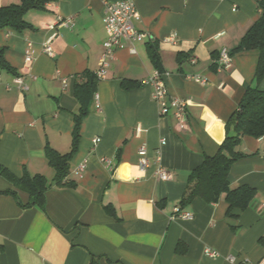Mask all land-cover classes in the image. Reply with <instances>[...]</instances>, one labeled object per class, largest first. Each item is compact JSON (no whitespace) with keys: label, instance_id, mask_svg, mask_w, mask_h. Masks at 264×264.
Instances as JSON below:
<instances>
[{"label":"crops","instance_id":"crops-1","mask_svg":"<svg viewBox=\"0 0 264 264\" xmlns=\"http://www.w3.org/2000/svg\"><path fill=\"white\" fill-rule=\"evenodd\" d=\"M22 1L0 0V7ZM134 1L144 38L134 49L117 47L103 77L97 72L108 37L105 0H49L26 13L28 28L0 30L11 67L0 69V163L51 184L45 210L23 207L30 194L0 175V264H264V138L245 135L239 149L246 155L230 171L233 188L257 190L247 209L228 216L224 197L181 205L190 173L219 151L246 89L264 90V79H255L257 49L220 62L221 51H232L259 18L260 0ZM53 34L49 55L45 42ZM86 70L99 81L70 160L68 179L76 185L57 187L47 151L72 149L75 83ZM156 71L166 100L186 101L182 123L153 99L146 81ZM159 166L169 180L159 178ZM177 209L192 218L178 217ZM206 248L218 255H206Z\"/></svg>","mask_w":264,"mask_h":264},{"label":"trees","instance_id":"trees-1","mask_svg":"<svg viewBox=\"0 0 264 264\" xmlns=\"http://www.w3.org/2000/svg\"><path fill=\"white\" fill-rule=\"evenodd\" d=\"M49 0H23L20 5L0 7V30L11 27L23 30L30 26L26 21V13L34 8H41ZM259 18L252 24L241 42L229 51L233 55L240 51L257 49L259 60L255 73V79L259 83L264 79V0L259 1ZM152 48V47H151ZM5 47H0V69H11L5 59ZM153 59L158 62L156 54ZM75 83V96L79 102V110L74 113L73 146L69 153L60 154L54 149H48L49 163L57 170L54 185L57 187H74V181L68 179L70 174V160L76 150L80 138V127L83 118L90 112V104L94 100L99 78L96 73L89 70L82 72ZM126 88H129L125 84ZM245 135L264 138V90L258 84L249 86L238 108L233 112L226 123V137L219 151L212 156H206L202 164L197 166L189 176V184L181 205L191 203L194 198L201 197L207 203L218 202L222 197L229 204L228 216L236 215L235 209L245 210L253 202L257 195L256 188L250 185L232 187L229 179L231 167L235 161L245 156L239 147ZM0 175L11 181L18 188L30 194V201L21 204L23 207L37 206L45 210L46 191L51 184L46 177L37 174L31 176L24 173L17 176L10 169L0 163ZM17 197V193L8 190ZM18 198V197H17ZM179 251L180 244L178 246ZM93 264H97L93 261Z\"/></svg>","mask_w":264,"mask_h":264},{"label":"built area","instance_id":"built-area-1","mask_svg":"<svg viewBox=\"0 0 264 264\" xmlns=\"http://www.w3.org/2000/svg\"><path fill=\"white\" fill-rule=\"evenodd\" d=\"M140 20L141 13L134 0H105L103 21L108 37L104 43L105 51L103 53V66L97 72L99 77H103L105 75L107 66L106 59L113 54V51L117 47L128 44L134 49L135 43L143 40L144 32L137 26V22ZM65 25L67 24L65 23ZM51 27L54 28L55 25H52ZM54 35L55 34H53L45 42L44 51L49 55L53 54L50 42ZM230 61L231 55L229 54V51L224 48L220 53V62L223 65H229ZM196 80L200 82L204 81L201 77H196ZM15 82L21 89L28 88L20 77H16ZM146 83L153 87V99L161 105L162 113L166 114L170 109H174L177 118L182 123L187 109V103L184 99L178 97L166 100L168 89L163 80L162 73L156 71L153 77L149 78ZM95 141H97V139H95ZM139 154L141 156V166H147L149 164L147 148L142 146L139 149ZM83 168L84 165H81L80 169L82 170ZM157 174L162 180H169L171 178V173L163 166L158 167ZM177 216L188 219L192 218L193 215L190 212L177 209ZM205 254L210 257H216L218 252L214 249L206 248ZM228 259L231 262L236 260L234 256H229Z\"/></svg>","mask_w":264,"mask_h":264}]
</instances>
